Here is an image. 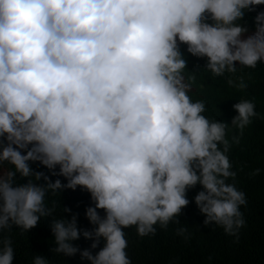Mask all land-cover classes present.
I'll list each match as a JSON object with an SVG mask.
<instances>
[{"label": "clouds", "instance_id": "clouds-1", "mask_svg": "<svg viewBox=\"0 0 264 264\" xmlns=\"http://www.w3.org/2000/svg\"><path fill=\"white\" fill-rule=\"evenodd\" d=\"M264 0H0V232H27L53 216L45 198L64 189L90 193L91 230L52 219V252L91 264H132L124 229L140 237L166 229L194 197L204 225L237 236L245 225V193L227 155L229 125L209 120L193 101L180 45L214 76L264 63V12L255 31L241 24ZM234 85L233 80H228ZM246 88L243 78L239 85ZM231 126L243 130L255 104L233 105ZM239 143V137H233ZM7 163L12 167L3 170ZM29 162H39L52 182ZM59 166V172L55 169ZM257 173L259 170H256ZM27 178L26 183H19ZM43 179L44 184L38 183ZM98 209L104 211L101 216ZM64 212L71 209L64 207ZM180 227L177 234L184 236ZM93 240L95 255L72 241ZM187 238V237H186ZM10 239H0V264H12ZM34 264H48L36 255Z\"/></svg>", "mask_w": 264, "mask_h": 264}, {"label": "trees", "instance_id": "trees-1", "mask_svg": "<svg viewBox=\"0 0 264 264\" xmlns=\"http://www.w3.org/2000/svg\"><path fill=\"white\" fill-rule=\"evenodd\" d=\"M255 10L246 12L241 24H246L249 32L255 31V17L264 12V4L254 6ZM181 51L187 60L185 70L186 80L195 75L191 81L192 89L189 95L193 101L202 100L206 111L203 113L209 120L222 121L229 125L227 138L231 148L227 153L236 172L234 183L238 190L245 193L246 205L241 206L245 225L239 230L238 237L225 233L223 227L215 224L204 225L205 215L200 212L194 197L202 186L197 184L187 191L186 198L189 204L182 209L177 223H169L166 229L156 226L155 235L140 237L135 226L124 229L128 246L126 252L132 264H264V63H258L255 69L239 67L234 74L226 73L216 77L204 69L206 58H197L187 52V46L181 44ZM243 78L246 88H239ZM231 79L234 85H229ZM241 100L254 102L258 114L252 118V123L243 130L231 126L232 118L238 115L233 105ZM239 137V143L233 142V137ZM35 171H42L49 176L52 182L60 179L62 184L67 180L63 176H53L50 171L39 162H29ZM13 166L3 164V170ZM256 170H259L257 173ZM59 172V166L55 169ZM19 183H26L27 178L20 179ZM44 184L41 179L38 181ZM48 207L55 205L53 216L41 217L35 228L23 232L13 226L11 230L0 232V239H10L14 249L12 264H34L36 255L47 258L48 264H91L87 259H81L77 253L73 257L52 252L56 245L51 230L52 219H71L77 214V227L91 230L92 225L86 217V209L94 207L91 195L79 186L76 190L64 189L55 195L51 192L45 198ZM71 209L64 212L63 208ZM101 216L104 211L97 210ZM180 227L187 229L184 236L178 235ZM187 237V238H186ZM80 250L88 249L93 255L104 246L101 239L96 249L91 248L93 240L85 239L81 234L79 240L72 241Z\"/></svg>", "mask_w": 264, "mask_h": 264}, {"label": "rangeland", "instance_id": "rangeland-1", "mask_svg": "<svg viewBox=\"0 0 264 264\" xmlns=\"http://www.w3.org/2000/svg\"><path fill=\"white\" fill-rule=\"evenodd\" d=\"M252 33H254V32H249L248 34H252Z\"/></svg>", "mask_w": 264, "mask_h": 264}]
</instances>
